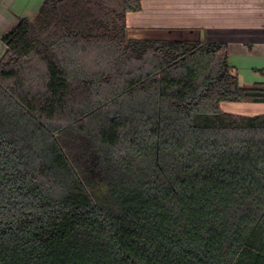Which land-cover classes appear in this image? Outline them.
Here are the masks:
<instances>
[{"label": "trees", "instance_id": "obj_1", "mask_svg": "<svg viewBox=\"0 0 264 264\" xmlns=\"http://www.w3.org/2000/svg\"><path fill=\"white\" fill-rule=\"evenodd\" d=\"M141 0H44L1 38L0 264H264V84L223 44L128 38Z\"/></svg>", "mask_w": 264, "mask_h": 264}, {"label": "crops", "instance_id": "obj_2", "mask_svg": "<svg viewBox=\"0 0 264 264\" xmlns=\"http://www.w3.org/2000/svg\"><path fill=\"white\" fill-rule=\"evenodd\" d=\"M43 2L0 0V59L5 53L2 36L20 20H33ZM127 27L130 40L226 45L241 86L264 84V0H141V11L127 15ZM225 105L221 110L228 114L264 115V104L241 103L224 110ZM256 108L261 113L244 110Z\"/></svg>", "mask_w": 264, "mask_h": 264}, {"label": "rangeland", "instance_id": "obj_3", "mask_svg": "<svg viewBox=\"0 0 264 264\" xmlns=\"http://www.w3.org/2000/svg\"><path fill=\"white\" fill-rule=\"evenodd\" d=\"M226 105V107L224 106V110H227L229 107H231V106H237L238 105V103H225ZM239 108V107H238ZM245 108H247V107H245ZM249 108V107H248ZM230 109V108H229ZM244 110H246L248 113H257V112H259V113H261L260 111L262 110L261 108H256V109H244ZM241 116H247V117H253V116H250L249 114H240Z\"/></svg>", "mask_w": 264, "mask_h": 264}]
</instances>
